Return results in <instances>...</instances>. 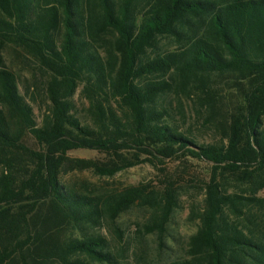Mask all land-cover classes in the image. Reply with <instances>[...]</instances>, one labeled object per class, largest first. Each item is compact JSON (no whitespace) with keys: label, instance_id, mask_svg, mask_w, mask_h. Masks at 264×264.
<instances>
[{"label":"trees","instance_id":"trees-1","mask_svg":"<svg viewBox=\"0 0 264 264\" xmlns=\"http://www.w3.org/2000/svg\"><path fill=\"white\" fill-rule=\"evenodd\" d=\"M163 39L184 48L164 52ZM7 45L45 72L48 106L38 123L15 74L0 69V264L111 262L106 239L84 230L145 190L104 198L65 176L114 175L177 152L211 171L189 257L172 264H264V0H0V66ZM81 86L92 124L77 116ZM172 95L223 138L197 144L163 106ZM82 149L110 160L69 156Z\"/></svg>","mask_w":264,"mask_h":264},{"label":"rangeland","instance_id":"rangeland-1","mask_svg":"<svg viewBox=\"0 0 264 264\" xmlns=\"http://www.w3.org/2000/svg\"><path fill=\"white\" fill-rule=\"evenodd\" d=\"M160 46L164 52L184 48V44L175 39H163ZM22 54H26L22 49L7 45L1 52L0 69L7 68L15 74L20 94L31 104L35 119L41 124L48 106L45 72L32 63H26ZM73 101L79 119L92 124L94 119L88 111L89 101L83 95V86L78 88ZM163 103L176 114L174 124L197 144H215L223 138V130L218 123L210 122L205 113L199 114L193 101L172 95ZM24 141L31 148H39L31 134H27ZM136 153L131 151L129 154ZM69 156L101 164L110 160L105 153L84 149L72 151ZM151 159L152 163H140L114 175L89 169L65 176L67 186L94 196L106 198L138 186L145 190L147 196L136 200L118 216L104 218L100 225L85 228L86 234L106 239V251L111 252L114 258L111 262L91 261L93 264H172L189 257L191 238L199 228L196 214L203 206V188L210 177L211 167L183 152L172 157L158 155ZM166 207L171 211L167 220L164 218Z\"/></svg>","mask_w":264,"mask_h":264}]
</instances>
